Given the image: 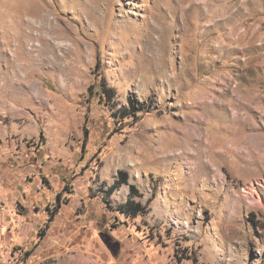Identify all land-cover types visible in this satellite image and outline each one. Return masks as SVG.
<instances>
[{
  "label": "rangeland",
  "instance_id": "rangeland-1",
  "mask_svg": "<svg viewBox=\"0 0 264 264\" xmlns=\"http://www.w3.org/2000/svg\"><path fill=\"white\" fill-rule=\"evenodd\" d=\"M0 264H264V0H0Z\"/></svg>",
  "mask_w": 264,
  "mask_h": 264
},
{
  "label": "trees",
  "instance_id": "trees-1",
  "mask_svg": "<svg viewBox=\"0 0 264 264\" xmlns=\"http://www.w3.org/2000/svg\"><path fill=\"white\" fill-rule=\"evenodd\" d=\"M101 89L104 93H108V91H112L111 89L106 90L103 87H101ZM130 111H134L135 113L138 112V110H135V106L133 104L132 106L130 105ZM123 186L129 187V195H128L129 198L126 200V202L117 205L114 210L118 211L122 215H125L126 217H135L139 213H145L144 210L145 207H143L140 203L133 201L132 196L137 195L138 192L136 190V187L133 184L129 183V176L127 172H125L124 170H118L114 184L110 189L103 191V193L105 196L108 195L111 197L114 191L120 190ZM58 207L60 208V205H58ZM59 208L50 215L49 222L53 221V218L58 213Z\"/></svg>",
  "mask_w": 264,
  "mask_h": 264
},
{
  "label": "bare ground",
  "instance_id": "bare-ground-1",
  "mask_svg": "<svg viewBox=\"0 0 264 264\" xmlns=\"http://www.w3.org/2000/svg\"><path fill=\"white\" fill-rule=\"evenodd\" d=\"M56 52H57V51H56ZM56 56H57V55H56ZM58 57H59V56H58ZM57 59H58V58H57ZM50 61H51V60H50ZM55 61H56V58H55ZM57 61H58V60H57ZM60 61H61V59H60ZM60 61H59V62H60ZM186 146H187V145H186ZM205 166L207 167V165H205Z\"/></svg>",
  "mask_w": 264,
  "mask_h": 264
}]
</instances>
